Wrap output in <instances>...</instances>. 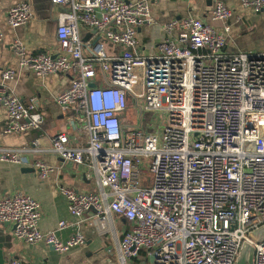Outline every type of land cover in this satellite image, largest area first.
Returning a JSON list of instances; mask_svg holds the SVG:
<instances>
[{
	"label": "built area",
	"instance_id": "2783aa9c",
	"mask_svg": "<svg viewBox=\"0 0 264 264\" xmlns=\"http://www.w3.org/2000/svg\"><path fill=\"white\" fill-rule=\"evenodd\" d=\"M50 1L67 7L56 14L55 53H29L18 38L11 49L19 69L39 77L71 76L55 99L74 109L70 120L86 132L87 145L73 147L69 135L59 132L50 138L51 148L64 160L88 159L98 191L58 186L69 213L92 210L102 232L111 213L127 220L120 264L141 250L151 264H236L246 245L250 254L244 261L264 264V237L252 238L264 227V51L227 48L226 20L232 16L227 5L217 1L209 22L187 16L157 26L151 4L163 0ZM240 2L264 13V0ZM32 16L30 3L21 0L7 10L6 21L17 28ZM214 22H222L220 30ZM146 25L152 32L144 43L138 29ZM81 26L99 37L83 40ZM98 71L103 78H96ZM15 74L7 68L1 77ZM0 104L5 134L37 130L44 120L36 99L23 103L13 87L0 91ZM144 113L166 117L147 131ZM23 151L0 146V160L31 164L45 178L52 168L29 161ZM139 155L147 159V187L139 186ZM40 217V202L22 191L0 198V223L10 224L16 239L43 241L61 253L84 244L80 232L66 240L57 236L66 227L63 220L54 230H40Z\"/></svg>",
	"mask_w": 264,
	"mask_h": 264
},
{
	"label": "crops",
	"instance_id": "0c3cea01",
	"mask_svg": "<svg viewBox=\"0 0 264 264\" xmlns=\"http://www.w3.org/2000/svg\"><path fill=\"white\" fill-rule=\"evenodd\" d=\"M21 0H0V91L13 87L19 99L27 104L30 98L36 99V109L43 116L39 129L23 133L2 132L6 114L0 104V146L22 148L29 161H44L52 170L45 178L38 176L31 164H20L0 160V198L16 191H22L40 202L41 217L39 228L42 231L54 230L59 221L66 222V227L56 230L61 240H66L76 232L85 237L84 244L67 252H57L43 241L34 244L16 239L12 234V226L0 223V244L3 245L5 264L15 259L23 264H120L118 245L128 228L129 222L123 217L111 213L107 231L98 230L92 221L94 212H84L81 216L69 213L66 198L59 192L58 186H68L82 192H97L98 186L94 171L87 166L89 160L78 164L64 160L53 153L50 138L59 132H65L72 139L70 145L83 148L87 145V134L77 130L70 118L74 109H64L55 97L71 83L68 74L56 73L36 76L28 69H19L17 58L11 44L15 38L21 39L28 52L32 54H54L57 49L55 36L56 14L66 11L67 7L55 5L50 0H27L31 5L32 19L25 26L12 28L6 21L7 10ZM133 1V0H125ZM217 1H223L231 10L232 16L226 20L230 30L226 35V46L232 52L264 51V13L255 12L245 7L240 0H163L151 4V16L157 26L187 16L200 18L209 22V13ZM213 25L220 30L222 22ZM152 27L142 26L138 29L140 42L150 41ZM80 37L83 40H96L99 36L95 30L81 26ZM159 41L156 38L153 42ZM108 49H112L108 46ZM7 68L16 71L10 80H2L1 73ZM103 78L98 71L97 77ZM135 118V117H134ZM131 120H134L131 118ZM133 122V121H132ZM131 122V123H132ZM129 181V176H125ZM6 246V247H5ZM128 264H151V258L144 250ZM236 264H250L249 261Z\"/></svg>",
	"mask_w": 264,
	"mask_h": 264
},
{
	"label": "rangeland",
	"instance_id": "374dc122",
	"mask_svg": "<svg viewBox=\"0 0 264 264\" xmlns=\"http://www.w3.org/2000/svg\"><path fill=\"white\" fill-rule=\"evenodd\" d=\"M100 77L98 76L97 79ZM165 114L161 113H144L143 114V120L142 123L144 127L147 128V131H151L154 128H157L158 124L160 125L162 123V120L165 119ZM128 120H131V117H127ZM127 120V121H128ZM137 162L139 163V168L136 169L138 173V181H139V186H149L151 184L150 176L148 173H144L143 169H147V162L143 156L139 155L136 156ZM249 253V252H248ZM250 254V253H249ZM249 254L247 258H249Z\"/></svg>",
	"mask_w": 264,
	"mask_h": 264
},
{
	"label": "water",
	"instance_id": "95a60500",
	"mask_svg": "<svg viewBox=\"0 0 264 264\" xmlns=\"http://www.w3.org/2000/svg\"><path fill=\"white\" fill-rule=\"evenodd\" d=\"M94 85H95V83H90V86L93 87ZM261 237H264V227L252 234V238H254V239L261 238ZM248 252L250 253V247H249ZM248 252L246 253L247 256L249 254ZM247 256H246V258H247ZM243 258L246 259L245 257H243ZM244 259L240 260V262L242 263L244 261ZM5 263H6V261H5V257H4L3 245L0 244V264H5Z\"/></svg>",
	"mask_w": 264,
	"mask_h": 264
},
{
	"label": "bare ground",
	"instance_id": "6f19581e",
	"mask_svg": "<svg viewBox=\"0 0 264 264\" xmlns=\"http://www.w3.org/2000/svg\"><path fill=\"white\" fill-rule=\"evenodd\" d=\"M248 250H249V246L246 245V247H245V249H244V251H243V253H242L241 257H240V260H243L244 259L243 257L246 258V256H247L246 253L248 252Z\"/></svg>",
	"mask_w": 264,
	"mask_h": 264
}]
</instances>
